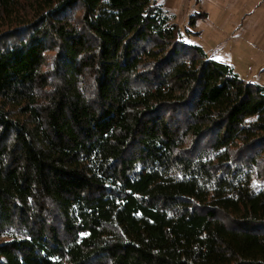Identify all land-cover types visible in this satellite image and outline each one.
<instances>
[{
    "label": "trees",
    "instance_id": "16d2710c",
    "mask_svg": "<svg viewBox=\"0 0 264 264\" xmlns=\"http://www.w3.org/2000/svg\"><path fill=\"white\" fill-rule=\"evenodd\" d=\"M207 17L0 0V264H264V86Z\"/></svg>",
    "mask_w": 264,
    "mask_h": 264
},
{
    "label": "crops",
    "instance_id": "0c3cea01",
    "mask_svg": "<svg viewBox=\"0 0 264 264\" xmlns=\"http://www.w3.org/2000/svg\"><path fill=\"white\" fill-rule=\"evenodd\" d=\"M169 11L185 10L188 16L196 12L208 15L206 19L198 21L194 32H200L196 36L194 44L205 48L210 40L217 43L210 48L217 54L219 48H223L231 39L243 40L250 37L252 30H264V0H160ZM239 20L240 31L233 35L234 24ZM241 31H243L241 33ZM209 34V36H205ZM247 34V35H244ZM244 35V36H243ZM256 36V35H255ZM261 36V35H260ZM201 40H207L201 43ZM205 44V45H204ZM223 50V49H221ZM209 55V54H208ZM213 55H209V57ZM215 58V57H214Z\"/></svg>",
    "mask_w": 264,
    "mask_h": 264
},
{
    "label": "rangeland",
    "instance_id": "374dc122",
    "mask_svg": "<svg viewBox=\"0 0 264 264\" xmlns=\"http://www.w3.org/2000/svg\"><path fill=\"white\" fill-rule=\"evenodd\" d=\"M157 1L161 2L160 0ZM165 8L166 10L168 9L167 6H165ZM170 12L175 16V22L186 34V28L189 27L188 22L190 16H188L185 10L182 9ZM239 27L238 20L237 23L234 24L232 36L238 35L240 31ZM242 32L243 31H241V33ZM251 34L252 35H250L249 38L244 36L247 34H244L243 40L231 39L223 48H219L220 52L215 55L210 48V46H216L217 43L215 42V39L210 40L205 48L209 55H213L215 59L221 63H226L232 66L246 81L264 86V30H252ZM205 36L207 37L209 34H206ZM196 38L191 35L186 36L187 41L193 44L196 41ZM205 41L201 40V43Z\"/></svg>",
    "mask_w": 264,
    "mask_h": 264
}]
</instances>
